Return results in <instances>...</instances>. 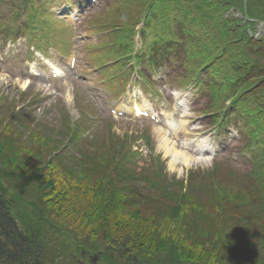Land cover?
Listing matches in <instances>:
<instances>
[{
    "label": "rangeland",
    "instance_id": "rangeland-1",
    "mask_svg": "<svg viewBox=\"0 0 264 264\" xmlns=\"http://www.w3.org/2000/svg\"><path fill=\"white\" fill-rule=\"evenodd\" d=\"M55 1L0 0V137L4 138L5 141L12 142L13 151L18 156L21 157V154H24V152L30 154L31 157L29 159L27 154V157L24 156L22 158V163L25 162L22 168L24 175L27 170L32 168L31 165L33 167L38 166L34 152L39 151L42 146V140L45 142L44 135L46 138L47 136L50 137L52 141H59L61 146L63 142H70L74 145L72 137L70 139V136H67L66 127L75 124L80 131L84 133L91 132L86 137L88 139L83 141L85 142L84 144L91 146L89 142H92L96 146H104V149L86 147L85 150H88L86 153H94V150H105L107 140L113 138L114 141L112 143H114V146L120 148L123 152L127 151L128 146H131L132 151H137L142 155V159L131 165V168L134 170L138 171L140 166L145 165L149 157H156V160L160 162L155 161L152 165L154 166L153 168L155 169V163H158V166L161 167V171L166 174L168 180H183V178L186 179L191 174L193 183H197L198 179H194L195 176L200 179L203 178V181L204 179L207 180V176L205 175L209 177L208 171H215L214 175L217 180L225 181L224 184L227 187H236V189L240 190L248 188L245 183L250 178L247 175L248 178L245 180L242 175H246V173L251 171L250 166H254L257 161L254 162L255 164L246 165L243 161H231L227 156L224 157L225 155L223 154L218 159L213 160L214 158L211 159L207 152L201 154L188 153L179 146L178 142L172 138L164 127L143 120L109 116L106 114V110L92 96V92L99 93L100 91L99 85L94 82V77L97 72L96 70L101 69L96 67L98 64L92 63L110 64L118 61L117 56L115 59L112 52L117 51L118 48L130 47L132 36L138 32L141 23H144L147 17L150 21L149 30L142 31L143 41L140 35L134 37L135 48L138 49L142 43V50H146L147 52V47L153 41L159 40L163 41L160 44H171L172 50H175V55L172 58L173 62L159 66L158 74L161 77L159 80L154 78L157 85L147 96L150 98L151 95H158L159 91L163 92V89H167L168 93L174 91L181 93L183 109H181L180 114L185 115L187 120L179 123L178 120L174 119V128L178 134H184L183 123L186 122V131H188L189 137H205V133L208 132V137L204 138V142L209 149H216L223 145L226 142V135H221L218 138H214L211 135L210 120H207L208 117L204 116L203 111L209 113L215 111L216 114L225 104L229 103L228 96L218 88H203L197 95L195 89L188 87L189 91L187 92L183 88L186 83L180 76L184 72L186 74L185 77L188 73H196L200 69V65L214 51V46L209 41V33L211 34L209 30L217 22L216 25L223 24L220 22L218 16L221 15L223 17V15L221 9H219L218 13L215 9L212 11L213 17L208 18L207 12L211 5L219 3L217 0H213L214 3L209 5L205 1L194 0L196 4L193 8H191L189 1L185 4L184 2L182 3V0H179V5H177L175 10L172 9L169 1L165 0L161 3L160 0H98L97 3L91 5L84 15H81L82 9L75 4L77 0L69 6H67L65 0ZM232 1L237 2L238 0ZM247 1V4L250 5L249 0ZM252 2L256 7L263 6L261 0H253ZM55 3L59 6L55 7ZM228 3L231 4L232 2ZM161 5L165 10L164 18H159V21H156L151 14L155 13ZM225 11L227 12L228 10L225 9ZM53 12L57 17H63L64 28H61L63 34L61 36H57V29L56 35L50 43L59 52L68 51L73 46L78 49L79 69L88 67L89 80L86 83H89V88L81 82L73 81L71 78L58 82H49L47 80L48 71L54 66V61L60 64L64 62L60 57H56L57 53L52 48L49 49L50 45H47L52 27L51 23H53ZM229 12H234L235 16H239L238 12L233 9H230ZM159 15L160 13L156 12V16ZM90 17L94 18L93 25L95 29L91 25L88 26V19ZM62 20L56 19L58 25L62 23ZM176 24H179V27ZM206 27L209 28L206 30ZM205 33H207L206 37ZM125 34L127 36L124 37ZM217 37L218 35H214V43L219 41ZM151 39L158 40H153L146 46V43L151 41ZM180 41L183 43L181 42L178 45ZM155 47H157V44L154 45ZM38 48H42V51L36 50ZM236 49L233 47L230 53L236 52ZM138 70L145 71V67H138L137 70L133 71ZM123 71L125 72L126 69L123 68ZM241 73L242 71L240 70L239 75ZM208 86L211 85H207L206 87ZM203 87H205V82L203 83ZM65 90L68 92L67 94H70L69 100L64 98L66 95ZM215 90L218 91L216 92ZM258 93L264 99V92L258 90ZM163 94H167V92H163ZM213 94L216 95L213 97ZM152 102L156 105L161 104L160 100L156 97ZM251 105V102L247 104L248 109H254L253 115L256 114L257 118L255 117L256 121L252 128L254 133H249V136L253 139V144L262 146L264 145V114L260 112L256 113V108H253ZM234 125L236 126L235 123ZM238 125L242 127L240 119L238 120ZM33 130L36 131L31 132ZM157 130H162L166 138L174 144V148L181 155H178V161L172 162L175 155L171 151L166 152V149L168 148L169 150L171 144H161L156 133ZM16 132L26 133L28 137H23L28 141L21 138V136H16ZM32 133L35 134L33 140H31ZM33 142L35 147L31 149L30 143L33 144ZM29 148L30 152H28ZM72 151L69 153L66 151L63 154L65 156L73 155L76 157L81 155L76 149ZM83 156L85 157V155ZM232 156L235 155L231 153L230 157ZM183 157L188 158L190 161L188 160L184 164ZM82 161L83 166L81 168L77 167L76 171H66L63 160H59L56 163L63 172H61L60 168H54L55 171L49 172L46 170L48 175L45 177L49 179L50 175V180L53 178L54 184H59L57 181L60 179H65L69 185L75 187L71 176H74L73 174L78 176L79 172L86 175L88 168L90 171L91 162L85 159H82ZM4 164L6 165L5 162ZM5 165L0 164V171L4 170L3 167ZM104 174L107 179L111 177L113 180L114 176L119 174V171L113 173V171L108 170ZM54 175L57 177V180ZM13 176H8L4 173L1 175L0 182L2 183V187H4L3 190L5 189V198L11 197V195L13 197L14 193L10 194L11 191H15L21 196L23 195L24 200L31 198L32 188L28 189L21 181V178ZM126 176L131 178L129 175ZM247 182L251 185L254 184L253 182ZM77 189L73 191L71 197L82 198L81 192L78 191L82 189ZM83 191L85 196L90 195V201H94L92 200L93 195L96 197L95 202L97 201V197H99L98 193ZM62 197H67V195L60 196V198ZM67 204L74 206L70 202ZM243 217L247 218L246 215ZM147 218L149 219L148 216ZM232 225L236 226L235 230L243 231L238 229V225L242 226L239 222ZM245 225L247 226V224ZM20 230L26 231L23 224ZM47 233L49 235L48 231ZM235 235L237 234L234 230L228 231V241H236ZM243 236L244 239L247 238V236ZM129 237L134 239L133 236ZM88 242L91 243L88 247L90 246L92 250L97 248L99 252L96 253L94 251L96 264H114V261L110 260L109 257L111 255L112 257L114 256L113 253L117 250L116 244H111L109 240L102 238L101 235L96 236V234H93L90 236L89 233ZM133 249H137L135 254L140 260H145L151 264H193L191 261L193 260L192 256L183 253L182 256H178V259L174 258L173 255L169 254L168 247L163 243L162 245H154L151 241L149 247L139 244ZM247 251L249 253L248 249ZM241 256L243 258L248 256V254L247 252L246 255L234 254V260L231 263L241 264ZM104 259H107L109 262L106 263ZM209 262L210 264H226V254L222 253V250H219L215 262L214 259ZM121 264L124 263L121 262Z\"/></svg>",
    "mask_w": 264,
    "mask_h": 264
},
{
    "label": "trees",
    "instance_id": "trees-1",
    "mask_svg": "<svg viewBox=\"0 0 264 264\" xmlns=\"http://www.w3.org/2000/svg\"><path fill=\"white\" fill-rule=\"evenodd\" d=\"M171 6L175 10L177 0H171ZM208 15V18L213 17L210 13ZM216 24L230 63L239 64L234 68L228 63L230 71L236 74L235 69L248 70L237 82L243 83L250 78L249 83L255 84V91L263 88L264 76L255 63L260 67L264 65L253 59L251 45L241 47L232 40L236 36L229 35L222 24ZM233 47L237 49L231 54ZM247 51L250 59L246 55ZM73 127H66L67 136H73L78 143L75 146L79 147V157L65 156V147L45 135V142L42 140L39 151L34 152L38 166L31 165V171L25 173L27 177L21 179L28 189L32 188L33 199L24 200V196L15 191L14 197L5 198L0 189V264H79L77 259H80L81 250L90 253L97 251V248L92 250L88 247L91 245L88 233L90 236L101 235L111 244H116L114 256L109 257L114 264H151L140 260L135 254L137 249H133L139 244L149 247L151 241L154 245H166L174 258L178 259L183 253L192 256L193 264H210L209 261L213 259L215 262L219 250L226 254V264H232L234 254L246 255V252L247 264H264V162L262 166L256 165L246 175H242L245 180L248 176L250 178L245 183L248 188L242 190L227 187L225 181L217 180L215 171L207 172L210 174L209 177L205 175L207 180L202 181L203 178L195 176L197 183H193L190 172L186 182L184 179L168 180L158 166L159 161L155 169L148 164L139 171L129 169L119 173L112 180L111 177L107 179L104 172L119 171L116 167L122 158L120 148L113 143L110 146L106 143L105 150L86 153V147L104 149V146H96L92 142H89L91 146H87L83 142L86 140H77L75 134L79 130ZM19 134L22 136V132ZM34 138L35 134H32V140ZM11 143L0 140V146L7 153L0 162L6 163L4 174L8 170L22 172V158L26 154L28 159L30 156L26 152L21 157L15 154ZM82 159L91 162V167L90 171L87 169L86 175L79 172L78 176H71L75 187L65 179L54 184L50 175L49 179L45 177L49 171L60 168L56 163L59 160H63L66 171H76L77 167L83 166ZM76 189L81 192L82 198L71 197ZM83 190L98 193L97 201L94 195V201H90V195L85 196ZM64 195L67 197L60 198ZM68 202L74 206L68 205ZM237 222L242 224L238 225V229L243 231L235 230L236 226L232 224ZM22 224L27 232L20 230ZM230 230L242 236L235 235L236 241L229 242L227 232ZM243 235L247 238L244 239Z\"/></svg>",
    "mask_w": 264,
    "mask_h": 264
},
{
    "label": "bare ground",
    "instance_id": "bare-ground-1",
    "mask_svg": "<svg viewBox=\"0 0 264 264\" xmlns=\"http://www.w3.org/2000/svg\"><path fill=\"white\" fill-rule=\"evenodd\" d=\"M65 93H66V95H65L64 98H66V100H69V99H70V94H67L68 92H67L66 90H65ZM156 133H157V136H158V138H159V142H160L161 144H162V143H163V145H165L166 143H170V144H171V147H169V150H168V148H167V149H166V152L171 151V153L175 155V157H174V161H172V162L178 161V155H180V153L174 148V144H173L168 138H166L165 133H164L162 130H157ZM180 156H181V155H180ZM182 159H183V163H184V164H186L187 161L189 160V159L186 158V157H183ZM189 161H190V160H189Z\"/></svg>",
    "mask_w": 264,
    "mask_h": 264
}]
</instances>
